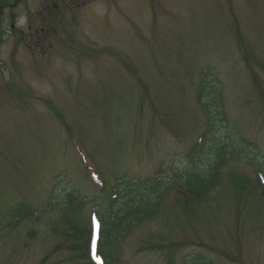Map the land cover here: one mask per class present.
I'll return each instance as SVG.
<instances>
[{
	"label": "rangeland",
	"instance_id": "rangeland-1",
	"mask_svg": "<svg viewBox=\"0 0 264 264\" xmlns=\"http://www.w3.org/2000/svg\"><path fill=\"white\" fill-rule=\"evenodd\" d=\"M23 3L33 9H15L24 31L0 46V264H79L67 237L112 192L160 169L172 185L158 216L124 238L118 264H264V0ZM206 98L211 149L195 143L209 128ZM221 147L247 150L229 156L206 197L174 184ZM199 148L195 162L184 154ZM70 190L86 201L78 214L63 204Z\"/></svg>",
	"mask_w": 264,
	"mask_h": 264
},
{
	"label": "trees",
	"instance_id": "trees-1",
	"mask_svg": "<svg viewBox=\"0 0 264 264\" xmlns=\"http://www.w3.org/2000/svg\"><path fill=\"white\" fill-rule=\"evenodd\" d=\"M212 75L214 74H210V76ZM210 82L214 81L211 80ZM209 95V98L212 100L214 94L210 93ZM212 105L208 101L207 105L204 106L205 113L208 115L210 122V129L205 143L210 140V149L213 148V144H216V128L212 115ZM216 107L217 116H220L221 122H223V118H221L223 111L220 110L218 105ZM246 150L242 151L237 157L245 154ZM216 151L218 158L213 165L204 171H197L195 167L187 170L186 174L189 171L192 174L188 177L187 181L180 184L183 188L191 191L195 198L206 197L216 187L220 168L228 162L229 156H234V154L227 156L224 147L218 148ZM194 175L196 177H193ZM168 187L169 185L165 179L145 184L129 181L118 192V196L112 200L110 206L96 205L99 208L98 213L103 224L96 253L94 254L92 249L93 231L91 225L87 230L86 228L77 227L75 232L66 239L68 246L71 245L79 253L80 259H83L79 264H118L122 241L135 227L158 216ZM66 197L68 198L65 200ZM66 197L62 200L64 201L63 204L66 210L78 214L84 209L86 201L76 192L70 190ZM35 212L36 210H33L25 216L32 217ZM96 256H99L100 259L97 260Z\"/></svg>",
	"mask_w": 264,
	"mask_h": 264
},
{
	"label": "flooded vegetation",
	"instance_id": "flooded-vegetation-1",
	"mask_svg": "<svg viewBox=\"0 0 264 264\" xmlns=\"http://www.w3.org/2000/svg\"><path fill=\"white\" fill-rule=\"evenodd\" d=\"M55 2H56V1H55ZM55 2H53L51 6H52L54 9H57L58 6H59V4H58V3H55ZM85 2H86V1L82 2V3L80 4V6L84 5ZM22 5L24 6L22 0H15V3H14L15 8H17V7H19V6H22ZM49 6H50V5H49ZM53 11H55V10H53ZM12 12H14V11H12ZM50 12H51V10H50ZM3 14H4L3 0H0V46L2 45V38L5 36V35H4V28H3V26H2V23H3ZM16 16H18V15L16 14ZM31 18H32V16H31V15H28V17H27V29H28V30H32V28H33L32 19H31ZM14 28H15V25H14ZM19 30H20V32H23V31H24L23 28H20ZM14 31H15V30H14ZM7 32H10V31L8 30ZM33 36H34V35H33ZM37 38H38L40 41L42 40L40 36H37Z\"/></svg>",
	"mask_w": 264,
	"mask_h": 264
},
{
	"label": "snow or ice",
	"instance_id": "snow-or-ice-1",
	"mask_svg": "<svg viewBox=\"0 0 264 264\" xmlns=\"http://www.w3.org/2000/svg\"><path fill=\"white\" fill-rule=\"evenodd\" d=\"M96 259L99 260L100 259L99 256H96Z\"/></svg>",
	"mask_w": 264,
	"mask_h": 264
}]
</instances>
